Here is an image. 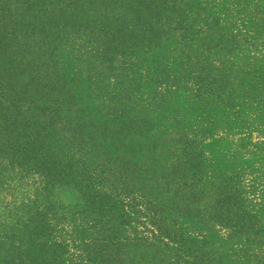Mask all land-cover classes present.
Wrapping results in <instances>:
<instances>
[{
    "label": "trees",
    "instance_id": "1",
    "mask_svg": "<svg viewBox=\"0 0 264 264\" xmlns=\"http://www.w3.org/2000/svg\"><path fill=\"white\" fill-rule=\"evenodd\" d=\"M190 1L0 0V264H222L190 221L262 234L232 186L198 208L203 161H175L167 174L158 142L146 161L119 156L141 154L148 109L167 108L192 76L198 104L225 100L224 71L210 62L241 36L226 38L205 11L190 21ZM61 192L82 212L68 216Z\"/></svg>",
    "mask_w": 264,
    "mask_h": 264
},
{
    "label": "rangeland",
    "instance_id": "2",
    "mask_svg": "<svg viewBox=\"0 0 264 264\" xmlns=\"http://www.w3.org/2000/svg\"><path fill=\"white\" fill-rule=\"evenodd\" d=\"M190 3L195 8L190 21L196 19V13L205 11L207 21H217V29H224L226 38L237 33L241 36L237 48L229 54H214L210 62L214 69L224 71L227 90L221 98L225 100L198 104L192 94V76L178 95L167 98V108L148 109L151 112L145 116L153 130L148 142L139 149L141 154L122 152L119 156L127 161H146L153 143L158 142L159 146L167 143V151L156 154L167 174L175 168V161H203L202 182L193 191L199 196L198 208L210 209L219 190L232 186L242 195L241 210L253 224V233L262 234L249 240L245 235L231 238L228 230L219 226L208 230L194 221L189 222V229L211 239L222 264H264V0H191ZM205 23L202 17L196 26ZM171 49L162 55L167 58V68L173 71L178 59ZM147 62L152 64L150 58ZM218 77L213 75L217 81ZM182 134L187 139L180 138ZM185 145L190 147L188 153L178 155ZM187 184L192 185L189 178ZM58 199L68 216L83 210L75 193L61 192ZM80 225L81 222L74 221L68 231H77Z\"/></svg>",
    "mask_w": 264,
    "mask_h": 264
}]
</instances>
